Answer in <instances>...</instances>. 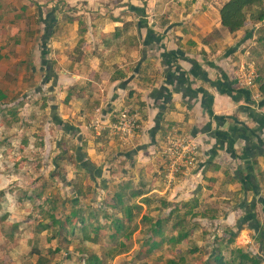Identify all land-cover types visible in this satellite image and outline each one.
Instances as JSON below:
<instances>
[{"label":"crops","instance_id":"0c3cea01","mask_svg":"<svg viewBox=\"0 0 264 264\" xmlns=\"http://www.w3.org/2000/svg\"><path fill=\"white\" fill-rule=\"evenodd\" d=\"M226 1L0 0V26L26 29L21 38L11 29L2 37L0 60L43 73L52 122L76 140L77 167L89 184H103L105 194L116 186L108 206L121 191L154 221L191 210V234L174 250L189 243L200 256L219 237L231 247L264 244V98L258 83L243 88L235 79L244 62L264 72V46L257 22L235 32L222 24ZM124 107L140 114L129 143L111 131ZM171 128L198 138L201 153L169 182L163 148ZM250 205L258 226L247 219Z\"/></svg>","mask_w":264,"mask_h":264},{"label":"rangeland","instance_id":"374dc122","mask_svg":"<svg viewBox=\"0 0 264 264\" xmlns=\"http://www.w3.org/2000/svg\"><path fill=\"white\" fill-rule=\"evenodd\" d=\"M10 29L11 36L16 38H21L26 30L20 25L0 26V43ZM259 37H263V32L257 33ZM33 47H37L36 41ZM5 48H11L10 42ZM33 60L37 62L35 70L40 69L39 58L34 56ZM1 64L0 88L8 98L0 104V264H84L90 253L105 258V264H167L169 258L179 259V254L186 253L189 243L184 247L186 252L172 251L165 245L147 254V247L141 245V239L147 235L140 230L145 227L141 221L143 208L135 222L139 230L129 241V251L109 255L114 244L109 239L99 241L98 237L108 234L107 225L122 215L108 206L116 186L105 194L101 190H107L103 184L90 185L88 174L77 167L76 140L52 122L49 87L42 81L43 73L26 72L24 64L12 67L8 57L1 59ZM6 68L12 69V73L6 72ZM78 189L82 190L80 195ZM76 198L79 203L74 205ZM73 209L79 210L87 223L75 233L71 231L75 225L80 226L78 216L66 222ZM51 212L64 222L66 229L61 235L54 236L58 225L42 229V223L51 222ZM98 224L103 228L96 235L94 228ZM257 243L263 244L259 240ZM255 246L246 243L243 247L261 256L264 264V244ZM210 251L206 249L200 256L194 250L191 264L204 260Z\"/></svg>","mask_w":264,"mask_h":264},{"label":"trees","instance_id":"16d2710c","mask_svg":"<svg viewBox=\"0 0 264 264\" xmlns=\"http://www.w3.org/2000/svg\"><path fill=\"white\" fill-rule=\"evenodd\" d=\"M222 24L229 29L231 32H235L243 28L246 22H258L264 18V10H263V0H228L226 1L220 10ZM263 32V37H259V40L264 39V28H259L258 33ZM260 76L258 78V86L259 91L264 98V72L259 71ZM236 94V98L239 96H244L251 102L253 100L248 96L246 90L244 89H234L228 88V91ZM8 98V94L5 90L0 88V104ZM56 120L59 121V117H55ZM78 195L82 193L81 189L77 190ZM116 199L113 204V209L116 212H121L122 215L114 220V222H110L108 224L109 233L103 236L98 237L99 241H104L105 239H109L111 243L114 244L113 249L110 251L109 255L113 256L114 253L120 254L129 251L130 244L129 241L131 240L133 234L138 229V223L135 224L136 220L140 216L143 207L137 203L132 202L130 199L127 201L124 200V194L121 191H116L115 195ZM48 204H53L54 209H56L55 204L49 198L46 199ZM74 205L79 203V199H75ZM187 205V203H186ZM176 216L174 220L172 219L173 212L167 217H159L157 221L155 217L150 216L149 214H143L141 216V221L148 226L145 228L144 233L147 235L145 236V242L143 245L147 246L146 252L148 255L153 254L156 250L163 247L164 243H168L171 248L169 250L174 251V248L177 245H181L182 242L189 237L191 234L192 229L190 226L192 225L190 214H192L191 210L186 212L185 214L180 213V208H175ZM250 211L247 214V219L251 221H257L255 211L252 210V206L250 205ZM173 211V210H172ZM178 212V213H177ZM93 214V213H91ZM78 216L80 226L75 225L71 231V233H75L76 230L82 229L84 226L87 225L84 216L79 212V210L73 209V211L66 216V222L70 223L72 218ZM108 216V215H107ZM108 216L107 218H109ZM49 218L51 222L42 223V229H49L52 225L59 226V229L56 230L54 236L61 235L65 231L64 222L56 216L54 212L49 214ZM172 219V220H171ZM246 218L241 219L238 223V231L233 232L230 231L231 237H237L240 230L242 229L243 225L246 221ZM148 222V223H147ZM258 226L259 222H255ZM256 226V227H257ZM100 224L95 226L94 231L95 234L102 229ZM97 232V233H96ZM259 239L264 237V228H262L259 232ZM154 237V239H151ZM216 246L213 247L212 257L210 259L204 260L201 264H213L212 261L214 260L216 264H261L263 259L258 254L247 251L244 247H231L230 242L228 241L227 244L224 242L222 237L216 238ZM186 246H181L179 249H182V252H186L184 248ZM58 250L60 248H57ZM186 253L179 254V259H168L167 264H191V260L193 259L192 253L194 250H198V248L190 249L187 247ZM210 251V252H211ZM161 258V257H160ZM84 264H105V258H102L100 255L96 253H90L88 256L85 257ZM143 264H149L144 262Z\"/></svg>","mask_w":264,"mask_h":264},{"label":"built area","instance_id":"2783aa9c","mask_svg":"<svg viewBox=\"0 0 264 264\" xmlns=\"http://www.w3.org/2000/svg\"><path fill=\"white\" fill-rule=\"evenodd\" d=\"M264 10V0H263ZM257 28H264V18L257 22ZM260 72L251 63L244 62L235 72V79L239 87L253 88L258 83ZM140 114L129 107L118 111L117 119L111 126L112 133L122 143H129L139 126ZM201 153L200 140L177 128H171L166 136L163 156L166 162L165 177L172 182L176 177L193 168Z\"/></svg>","mask_w":264,"mask_h":264}]
</instances>
